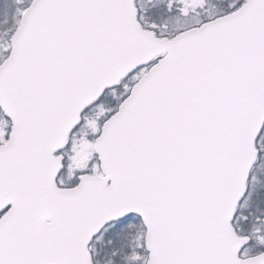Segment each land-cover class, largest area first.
<instances>
[{"label":"snow or ice","instance_id":"1","mask_svg":"<svg viewBox=\"0 0 264 264\" xmlns=\"http://www.w3.org/2000/svg\"><path fill=\"white\" fill-rule=\"evenodd\" d=\"M0 264H264V0H0Z\"/></svg>","mask_w":264,"mask_h":264}]
</instances>
